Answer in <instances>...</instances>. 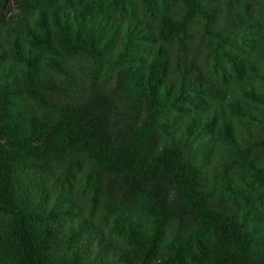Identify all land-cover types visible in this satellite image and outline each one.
<instances>
[{
	"label": "trees",
	"instance_id": "1",
	"mask_svg": "<svg viewBox=\"0 0 264 264\" xmlns=\"http://www.w3.org/2000/svg\"><path fill=\"white\" fill-rule=\"evenodd\" d=\"M0 264H264V0H0Z\"/></svg>",
	"mask_w": 264,
	"mask_h": 264
}]
</instances>
